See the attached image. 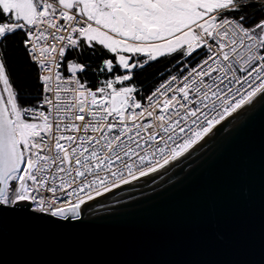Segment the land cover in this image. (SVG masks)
I'll list each match as a JSON object with an SVG mask.
<instances>
[{"label": "snow or ice", "instance_id": "6c2138e0", "mask_svg": "<svg viewBox=\"0 0 264 264\" xmlns=\"http://www.w3.org/2000/svg\"><path fill=\"white\" fill-rule=\"evenodd\" d=\"M261 100L264 0H0V220L91 221Z\"/></svg>", "mask_w": 264, "mask_h": 264}, {"label": "water", "instance_id": "95a60500", "mask_svg": "<svg viewBox=\"0 0 264 264\" xmlns=\"http://www.w3.org/2000/svg\"><path fill=\"white\" fill-rule=\"evenodd\" d=\"M91 221L0 220V264H264V100Z\"/></svg>", "mask_w": 264, "mask_h": 264}, {"label": "trees", "instance_id": "16d2710c", "mask_svg": "<svg viewBox=\"0 0 264 264\" xmlns=\"http://www.w3.org/2000/svg\"><path fill=\"white\" fill-rule=\"evenodd\" d=\"M10 68L12 70L13 78L21 90H31L34 86L33 73L29 70L26 61L23 60L19 53L13 52L10 56ZM153 72L152 68L146 70L150 76Z\"/></svg>", "mask_w": 264, "mask_h": 264}]
</instances>
